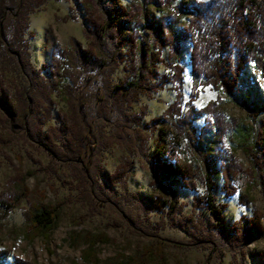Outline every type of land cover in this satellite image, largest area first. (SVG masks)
<instances>
[{"label": "trees", "instance_id": "1", "mask_svg": "<svg viewBox=\"0 0 264 264\" xmlns=\"http://www.w3.org/2000/svg\"><path fill=\"white\" fill-rule=\"evenodd\" d=\"M47 1L0 0V152L21 140L44 150L52 161L81 166L88 125L78 90L95 78L101 89L95 115L101 124L112 125L110 138L124 148L104 186L120 188L119 195H107L125 208L129 220L137 224L154 211L185 231L193 245L218 249L229 245L242 253L248 244L264 238V210L255 209L250 216L228 223L227 204L215 195V176L220 175L226 196L253 182L264 199L263 143L255 142L261 155L248 143L249 131L243 126L228 131L217 101L200 109L190 103L200 86H211L249 111L253 119L264 113V96L255 99V86L252 92L241 88L249 70L257 71L264 87V0H68L73 4L62 20H74L82 13L87 44L71 36L66 44H55L49 62L36 68L26 36H33L30 14ZM184 54L192 80L186 109L181 92ZM118 71L121 77L116 78ZM167 84L176 90L175 100L145 121L146 107L133 109V104ZM57 96L64 106L54 115ZM200 117L205 123L198 127L195 121ZM166 123L170 130L165 129ZM169 134L173 142L164 139ZM101 137L108 138L103 132ZM238 148L250 156L252 166L238 159ZM135 156L152 168V192L145 198L128 189ZM93 181L102 191L97 179ZM14 184L13 190L0 191V221L29 195L24 177H14ZM175 186L203 189L193 196L191 213L183 211L185 202L179 200ZM241 197L247 193L243 191ZM24 216L43 233L52 228L56 210L40 200L32 202ZM93 244V240L87 242L84 258L98 262ZM159 244L112 264H150L151 253L161 249ZM157 255L163 258V250ZM0 264L41 263L4 247Z\"/></svg>", "mask_w": 264, "mask_h": 264}, {"label": "rangeland", "instance_id": "2", "mask_svg": "<svg viewBox=\"0 0 264 264\" xmlns=\"http://www.w3.org/2000/svg\"><path fill=\"white\" fill-rule=\"evenodd\" d=\"M72 4L68 0H48L40 9L30 14L29 31L33 36L27 35L26 38L30 60L36 68L44 62H49L55 44H66L71 36L81 41L83 45L87 44L83 35L82 13L74 20H62V17L70 12ZM75 6L80 12L81 7L77 4ZM182 66L184 73L181 92L186 109L192 90L186 54ZM160 69L162 72L165 71L163 66ZM115 77H121V72L118 71ZM253 86L256 88L255 99L264 96L263 82L258 79L257 71L249 70L241 88L243 92L250 89L252 92ZM78 93L84 102V117L88 125L87 143L79 162L81 166L52 161L44 150L21 140L0 152V191L13 190L14 177L21 176L24 177L29 193L27 198L22 199L1 219L0 249L9 247L19 257L41 264H112L116 260H124L134 253L143 251L150 244L160 242L161 249H157L154 255L151 253L150 264H264V238L248 244L242 253L229 245L220 249L209 245H193L185 231L171 225L168 220H163L161 215L154 211L137 224L129 220L125 208L111 202L107 195L110 192L119 195L120 188L107 189L104 186L108 184L107 176L118 163L124 148L110 138L114 132L112 125L101 124L95 115L96 98L101 95L100 86L95 78H90L88 82L82 84ZM151 94L141 95L140 100L133 104V109H138L139 106L146 107L147 113L143 118L145 121L160 115L175 100L176 90L171 84H167ZM56 99L58 102L53 110L54 115L58 108L64 106L61 96H57ZM213 100L219 103L227 118L228 131L234 132V129L243 126L249 131L248 143L254 144V150L262 155L260 147L255 142L260 141L264 145V113L253 119L249 111L211 86H200L197 97L190 103L200 109ZM52 121H55V117ZM204 123V117L195 121L198 127ZM168 128L170 130V124L166 123L165 129ZM102 132L108 138L102 139ZM155 137L157 133L151 137L152 144ZM164 139L166 142H173V135H165ZM100 145L102 148L98 149ZM236 151L238 159L244 166L253 165L246 152L239 148ZM133 159L134 163L127 181L128 189L145 198L152 192L150 186L153 179L152 168L143 158L135 156ZM84 170L88 178L83 176ZM93 178H96L98 184L103 187L102 191L96 187ZM215 180L217 201L227 204L226 222L232 223L242 215L250 216L255 209L264 210V199L253 182L246 183L247 186L239 188L234 195L226 196L222 190L221 176H215ZM174 189L179 200L185 202L183 211L186 214L191 213L193 196L203 189L200 187L197 192L180 186H175ZM243 191L247 193V197H241ZM40 200L54 206L56 210L52 228L43 233L33 229L24 216L25 209L32 202ZM103 235L105 239L100 240ZM90 240H93L98 262L84 258V251L88 248L87 242ZM162 250L164 256L160 258L157 254Z\"/></svg>", "mask_w": 264, "mask_h": 264}]
</instances>
